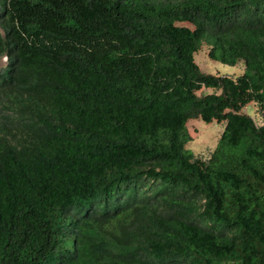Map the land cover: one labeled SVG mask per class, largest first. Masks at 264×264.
<instances>
[{
  "label": "trees",
  "instance_id": "trees-1",
  "mask_svg": "<svg viewBox=\"0 0 264 264\" xmlns=\"http://www.w3.org/2000/svg\"><path fill=\"white\" fill-rule=\"evenodd\" d=\"M4 4L0 264H264V0Z\"/></svg>",
  "mask_w": 264,
  "mask_h": 264
},
{
  "label": "rangeland",
  "instance_id": "rangeland-1",
  "mask_svg": "<svg viewBox=\"0 0 264 264\" xmlns=\"http://www.w3.org/2000/svg\"><path fill=\"white\" fill-rule=\"evenodd\" d=\"M4 7V0H0V13L4 11ZM209 51L210 47L208 44L203 43L201 48L194 54L195 61L198 63L203 72L213 74H229L232 76H238L244 72L245 65L243 61H239L235 65H228L210 58ZM5 64L6 58L4 57L0 60V67ZM204 91L212 92L214 90L212 88H205ZM243 111L250 113L258 124L263 122L261 113L258 110V105L255 102L249 103L243 108ZM225 124V121L219 122L217 120H213L208 123L200 118H193L189 120L188 129L192 135V140L187 143L186 147L193 152L196 157L207 160L216 148V145L225 128Z\"/></svg>",
  "mask_w": 264,
  "mask_h": 264
}]
</instances>
